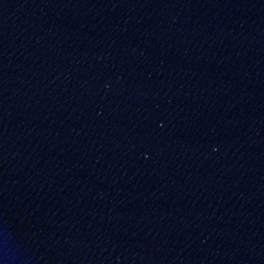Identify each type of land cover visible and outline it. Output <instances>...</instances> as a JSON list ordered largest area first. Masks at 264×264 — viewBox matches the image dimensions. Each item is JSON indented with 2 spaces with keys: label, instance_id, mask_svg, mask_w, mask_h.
Returning <instances> with one entry per match:
<instances>
[{
  "label": "water",
  "instance_id": "1",
  "mask_svg": "<svg viewBox=\"0 0 264 264\" xmlns=\"http://www.w3.org/2000/svg\"><path fill=\"white\" fill-rule=\"evenodd\" d=\"M0 264H264V0H0Z\"/></svg>",
  "mask_w": 264,
  "mask_h": 264
}]
</instances>
